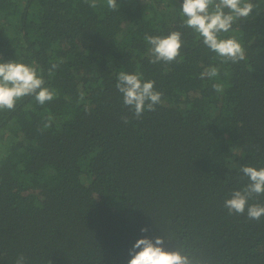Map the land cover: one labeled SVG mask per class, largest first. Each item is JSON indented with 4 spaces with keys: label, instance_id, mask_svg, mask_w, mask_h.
I'll return each instance as SVG.
<instances>
[{
    "label": "trees",
    "instance_id": "trees-1",
    "mask_svg": "<svg viewBox=\"0 0 264 264\" xmlns=\"http://www.w3.org/2000/svg\"><path fill=\"white\" fill-rule=\"evenodd\" d=\"M118 4L0 0V60L56 93L0 111V264H127L144 236L202 264H264V216L224 207L248 183L241 167H264V5L221 33L245 50L233 64L183 26L182 0ZM171 31L182 62L151 64L145 36ZM210 66L219 76L201 78ZM120 71L155 81L154 112L124 106Z\"/></svg>",
    "mask_w": 264,
    "mask_h": 264
},
{
    "label": "clouds",
    "instance_id": "clouds-1",
    "mask_svg": "<svg viewBox=\"0 0 264 264\" xmlns=\"http://www.w3.org/2000/svg\"><path fill=\"white\" fill-rule=\"evenodd\" d=\"M90 7H97V0H85ZM264 0L252 3L251 0H182L180 11L184 17L183 26L195 32L202 43L210 51L216 53L221 63L233 64L245 59V50L235 38H221V33H228L235 22L246 20L255 9H260ZM107 7L117 10L118 0H107ZM145 40L151 46L149 52L151 64L182 62L180 50L182 48L181 32L171 31L167 36L146 35ZM180 58L179 60L177 58ZM58 64L53 63L49 69V76L54 74ZM220 69L210 66L201 74L212 79L218 77ZM213 89L222 92L224 86L214 83ZM116 89L122 95L123 104L136 119L145 110L154 112L155 106L161 103L162 93L155 90V81L143 80L140 73L120 71L117 75ZM55 91L45 86V80L38 75L37 69L17 60H0V111L15 110L18 101L25 97H33L35 101L44 105L55 98ZM125 124L129 123L127 116L122 117ZM48 126V125H46ZM240 171L248 178V183L241 190H234L230 198L225 199L224 207L229 214L243 215L247 213L250 220L259 221L264 216V204H249L254 197L264 195V167L257 169L243 166ZM146 234L149 229L141 228ZM171 242L170 237L140 238L128 251L127 264H202L198 258L190 256L183 248L167 250L165 240ZM23 255L17 257L15 264H24Z\"/></svg>",
    "mask_w": 264,
    "mask_h": 264
}]
</instances>
